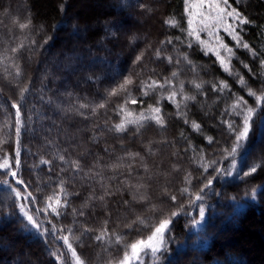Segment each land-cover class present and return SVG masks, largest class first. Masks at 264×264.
<instances>
[{
  "label": "trees",
  "instance_id": "trees-1",
  "mask_svg": "<svg viewBox=\"0 0 264 264\" xmlns=\"http://www.w3.org/2000/svg\"><path fill=\"white\" fill-rule=\"evenodd\" d=\"M228 3L250 21L236 31L251 52L223 25L206 29L202 16L193 18L189 36L184 0H0V163L7 159L24 182L0 170L10 185L0 183V264H74L61 236L84 264H117L168 217L161 251L145 249L130 264H264V102L257 105L247 91L264 90V0ZM169 18L176 26L165 23ZM126 78L133 81L128 91L111 95ZM167 78L165 89L141 90L142 81ZM220 82L228 87L214 91ZM173 90L179 110L167 98ZM237 97L255 111L233 156L234 130L243 126L244 105L231 107ZM149 105L160 107L163 127L142 119L116 131L122 120L152 116ZM49 196L60 200L59 216Z\"/></svg>",
  "mask_w": 264,
  "mask_h": 264
},
{
  "label": "snow or ice",
  "instance_id": "snow-or-ice-1",
  "mask_svg": "<svg viewBox=\"0 0 264 264\" xmlns=\"http://www.w3.org/2000/svg\"><path fill=\"white\" fill-rule=\"evenodd\" d=\"M185 2V10L186 12H188L189 15V20H188V24H189V36H193L195 30L192 29V25H193V18L195 16H202L203 19L201 20V23L204 24V27L206 29H211V28H218L219 26L223 25L224 29L226 32H228L230 35H232L233 39L236 40L237 42V47L242 46L244 49H248L249 52H251L252 50L249 48V45L247 43H243L241 41V37L239 35V33L236 31L237 26L240 25H246L248 23H250V21L248 19H246L244 16L241 15V13L239 11H237L235 8H231V6L228 3V0H196L195 3H191L190 0H184ZM209 9V11L207 13H203L202 10L204 8ZM231 8L230 11H228L227 9ZM189 9H193L194 11H189ZM214 13V14H213ZM227 18H231V22H228ZM209 21H215L214 24L209 25ZM165 23L170 25V26H176V20L174 18H169L167 20H165ZM30 24V20L26 21L24 23H20L19 27L21 30L27 28ZM210 35H215L214 32H212L211 30L209 31ZM196 38L199 39L198 33H196ZM216 39L218 41H220L219 43V47L225 49L226 52L228 53H232V49L229 48L227 45H225L222 40H220V37L218 35H216ZM202 44L204 43L202 40L200 41ZM191 46V45H189ZM13 52H16L17 49H12ZM217 59L220 60V63L222 66L225 67V70H228V66L225 62L224 59H222L220 57L219 52L217 51L216 53ZM253 55H255V53H252ZM143 53H141L140 55H138L136 57V61L139 62L142 57H143ZM156 56L159 58L160 56V52L159 50L156 51ZM169 62H171V58H168ZM184 60L188 61L189 63H191V61L188 60L187 55L184 56ZM261 66L264 67V60H261ZM245 67H247V65H245ZM19 74V73H17ZM177 76L176 72L172 73V78H175ZM172 78H167L164 83H159L155 80L151 81V83H145V82H141V90L143 91L144 95H148L149 92L147 90L151 89V90H156V89H165L166 85H171L172 84ZM133 83L131 78H126L124 80V82L119 86V89H113L111 91V95H116L119 91H123V92H127L128 91V86L131 85ZM239 83L244 86L247 87V83L244 80L243 77L239 78ZM195 88L197 90H199L202 85L200 83H195L194 84ZM182 87L181 86V93H182ZM228 85L224 82H220L218 85H214L213 90L217 91V90H223L225 88H227ZM27 89H24L21 91V96H23V92L26 91ZM248 91V95L249 96H253L255 97L256 101H257V105H260L261 102H264V90H261L260 94L257 95V93L255 91H253L250 87L247 88ZM176 96H177V92L176 91H170L168 94V99L170 102L174 103L177 107V109L179 110L180 108V104L176 101ZM182 99L184 101L187 100H192L195 99V97L193 96H182ZM133 104H135L137 101L136 100H132L131 101ZM157 105H159V101L156 102ZM240 105H244L243 108L240 109L241 113H243V126L242 128H237L235 129V140L233 141V147L230 150V154L231 155H235L238 151V149H240L241 147H243V142L246 141L249 137V134L251 132V128L252 125L250 123L252 115L255 111V108L252 107H247V101H245L242 97H237L236 98V103L233 104L231 107L233 109L239 107ZM13 108H16V125H17V137H19V126H20V110L17 104H13L12 105ZM82 107H84V105H82ZM99 107H104L103 104L99 105ZM149 110L153 113L152 116L150 117H145L143 113L140 114V116L138 118H136L135 120L132 119H125L122 120L121 123L116 124L115 125V129L117 132L123 131L125 129V125L126 124H131V123H139L140 120L142 119H151L154 120L157 124H159L161 127L164 126V120L162 118V116L160 115L161 113V109L159 106H152L149 105ZM121 111L125 112L126 116L130 117L132 115V113L127 112L123 107H121ZM185 123H188V120L185 119ZM192 128L193 130L198 131L200 129V125L198 123H196L195 121H192ZM229 129L230 131H233L232 128V124L229 122L228 123ZM209 143H211V138H208ZM19 150H17L16 152V157H15V164L16 167L18 168L20 165V160H19ZM61 160H63V157H61ZM41 163H48L47 161H41ZM73 164L75 167H79L78 162L73 161ZM233 167H235V165L233 164ZM258 165H254L248 172H245L244 175H250L251 173H254L257 170ZM0 170H3L6 176H11L13 180H15V183L17 185H21L24 182L21 179L17 178V173L16 171H13L10 167H9V162L7 159H5L3 161V163H0ZM186 182H190L188 177H185ZM0 183H3L5 186H9V181L7 179H4L2 181H0ZM211 184V180L208 181V184L205 185V187H208ZM13 193H15V196L17 198V200L20 199V191H18L16 188H12L11 189ZM26 190V189H25ZM183 192H187L188 189H183ZM201 191H203V189H201ZM48 207L51 208L53 214L59 216V212L57 211V207L60 206V200L59 199H54L52 196H49L48 198ZM171 199L173 202H175L176 200V196L172 195ZM196 199L199 200L201 199V196L199 194L196 195ZM35 202V201H33ZM21 212L24 214V216L26 217V219L28 220V222L30 224H32V226L34 228L38 227L34 222H33V217L28 215L26 212H24V209L21 208L20 209ZM172 216L177 215L176 212H172L171 213ZM201 217L203 218V209H201ZM139 219V218H138ZM141 223H143V221H140ZM135 223V221H134ZM171 223V219L170 217L168 218H161L159 220V223L154 227V230L151 232V234L147 237L146 240L141 239L138 241H135L133 243H131L129 245L130 247V253L129 252H125L124 254V258L121 261H118L117 264H130V260L132 259H138L140 256V253L142 251H144L145 249L150 250L153 254H156L158 252L161 251V246L164 243V236L165 233L168 231L169 228V224ZM198 223V222H197ZM85 231H88V229H85ZM102 236H98L96 237V239H102ZM59 239H62L64 244L66 245L68 252L71 253V257L72 260L74 261V264H84V262L81 260V258L77 255L76 251L73 249L72 244L69 242V238L67 236H61L59 237ZM120 240L119 238L117 239V243H119ZM58 261L60 260V257H57Z\"/></svg>",
  "mask_w": 264,
  "mask_h": 264
},
{
  "label": "rangeland",
  "instance_id": "rangeland-1",
  "mask_svg": "<svg viewBox=\"0 0 264 264\" xmlns=\"http://www.w3.org/2000/svg\"><path fill=\"white\" fill-rule=\"evenodd\" d=\"M133 20H136V21L138 22V24L140 25V27L142 26L143 22H142L141 20H139L137 17H134ZM62 26H63V28H67V27H68V26L65 25V24H63ZM81 33L83 34V32H81ZM77 60H79V57L77 58ZM228 232H229V230L225 231L223 235L226 236V235L228 234ZM148 251H150V250H148ZM150 252H151V251H150ZM152 254H153V253H152Z\"/></svg>",
  "mask_w": 264,
  "mask_h": 264
}]
</instances>
